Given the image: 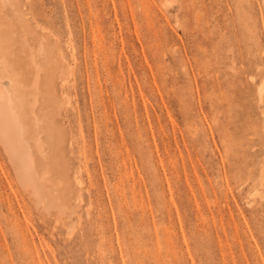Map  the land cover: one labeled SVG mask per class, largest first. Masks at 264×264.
<instances>
[{"label": "rangeland", "instance_id": "rangeland-1", "mask_svg": "<svg viewBox=\"0 0 264 264\" xmlns=\"http://www.w3.org/2000/svg\"><path fill=\"white\" fill-rule=\"evenodd\" d=\"M20 2L80 206L41 216L0 146V264H264V0Z\"/></svg>", "mask_w": 264, "mask_h": 264}, {"label": "bare ground", "instance_id": "bare-ground-1", "mask_svg": "<svg viewBox=\"0 0 264 264\" xmlns=\"http://www.w3.org/2000/svg\"><path fill=\"white\" fill-rule=\"evenodd\" d=\"M36 29L20 0H0V146L38 213L73 232L79 181L55 120L63 101L54 85L70 69L57 40Z\"/></svg>", "mask_w": 264, "mask_h": 264}]
</instances>
